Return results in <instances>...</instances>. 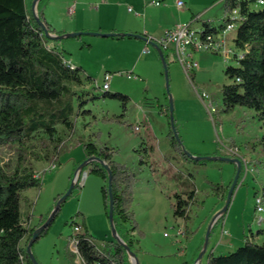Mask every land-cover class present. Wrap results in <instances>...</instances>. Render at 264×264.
Listing matches in <instances>:
<instances>
[{"label": "rangeland", "instance_id": "374dc122", "mask_svg": "<svg viewBox=\"0 0 264 264\" xmlns=\"http://www.w3.org/2000/svg\"><path fill=\"white\" fill-rule=\"evenodd\" d=\"M34 1L26 0L28 10H33ZM188 2L197 13H202L203 19L212 20L214 25L224 22V0ZM236 32H229L218 53L197 51L194 56L200 66L189 75L167 50L169 93L164 64L152 44H149L150 51L145 52V44L139 48L131 44L136 40L119 37L82 35L51 42L58 45L67 59L82 66L84 74L93 80L74 89L101 93L99 87L109 74V90L128 95L130 101L126 111L114 98L89 101L85 109L91 112L75 115L72 131L58 126L64 141L50 162L39 161L34 156V153L43 155L45 148L53 147L42 134L34 141V152L26 155L27 163L42 176L41 186L24 193L27 196L22 205L25 217L31 219L29 226L46 222L59 199L73 187L48 233L34 243V252L42 264H83L72 247L76 233L70 225L72 218L85 222L99 246L115 239L101 193L104 182L89 173V166L81 168L87 158L85 144L88 142L116 151L115 160L128 166L136 176L129 208L138 227L135 235L139 247L135 258L130 257L131 264H194L202 254L201 264H207L211 254H227L237 249L244 244L246 235L264 227V211L258 212L256 202L261 197L264 206V126L252 109L237 106L230 113L223 112L222 88L231 82L225 70L236 63L234 54L226 52L238 51L234 41ZM171 99L183 149L197 156L219 152L225 157L239 158L247 166L224 226L218 224L213 228L214 224L210 229L214 217L225 205L222 195L233 183L237 165L215 160L197 166L184 160L170 143ZM210 100L216 107L215 112L208 107ZM139 124L142 130L137 132L135 126ZM144 141L156 149L142 164L137 149ZM20 153L14 145L0 144V165L15 166ZM53 163L57 164L56 168L48 170ZM193 186L197 194L188 208L189 219L175 217V193H188ZM229 239L234 241V247H227Z\"/></svg>", "mask_w": 264, "mask_h": 264}, {"label": "trees", "instance_id": "16d2710c", "mask_svg": "<svg viewBox=\"0 0 264 264\" xmlns=\"http://www.w3.org/2000/svg\"><path fill=\"white\" fill-rule=\"evenodd\" d=\"M256 1L224 0L225 14L238 8L243 18L234 39L238 50L233 55L236 63L228 65L225 70L231 82L222 88V102L225 113L232 112L237 106L254 110L255 116L264 126V6L255 7ZM48 2L49 0H39L38 18L50 33L61 35L46 20L45 9ZM196 16L193 15L190 21ZM223 21L214 25L210 19H199L205 32L212 34L224 30V18ZM126 37L131 38H119ZM68 39L70 38L63 40ZM54 40L56 39L45 34L34 12L28 10L26 0H0V144L14 145L21 151L15 166L7 168L0 165V264H33L27 247L34 231L45 223L43 221L30 227L22 205L24 192L42 185V176L26 161V155L34 152L37 136L45 135L53 147L45 148L43 155L34 153V156L39 161L50 162L64 141L58 126L72 131L75 126L73 117L91 112L85 109L89 101L114 98L122 103L124 111L130 101L128 95L111 92L109 89L102 90L101 93L74 89L75 86L82 87L93 83V80L91 76L84 74L82 67H70L64 52L51 44ZM152 42L159 44L156 39L151 38L149 43ZM160 47L167 61V50L161 45ZM170 143L184 160L197 166L214 161L188 157L173 132ZM154 149L153 145L145 141L141 144L137 152L142 164L151 157ZM85 150L86 160L97 158L83 169L89 166V173L99 176L104 182L101 193L107 214L110 206L109 170L105 164L112 172L114 224L119 236L136 253L139 239L135 232L138 227L133 222V213L129 208L136 176L128 166L115 160L116 151L108 146L88 142ZM211 156L219 157L222 154L214 152ZM241 161L238 184L247 172V166ZM231 184L222 195L223 201L227 199ZM217 189H220V185H217ZM196 194L197 189L194 186L188 193H175V217L189 219L188 208ZM227 211L218 218L213 228L218 224L224 226ZM57 214L58 212L55 218ZM51 225L42 231L38 239L48 233ZM70 225H81L83 228L73 237L78 240V250L85 264H131L126 248L115 239L99 246L85 222L72 218ZM32 250L34 252L33 247ZM207 264H264V227L246 235L244 244L237 249L227 254H211Z\"/></svg>", "mask_w": 264, "mask_h": 264}, {"label": "crops", "instance_id": "0c3cea01", "mask_svg": "<svg viewBox=\"0 0 264 264\" xmlns=\"http://www.w3.org/2000/svg\"><path fill=\"white\" fill-rule=\"evenodd\" d=\"M153 1H161V5L157 6ZM185 2L186 7L179 9L174 0H49L45 17L57 33L127 32L141 34L158 41L168 29L176 24L189 22L193 15H201L203 19L202 13H197L196 8L189 4L188 0ZM72 4L75 5L73 10L70 9ZM70 15L72 17H69ZM197 24L202 25L199 21ZM228 34L229 32L224 31L218 33L224 40ZM124 40H136L131 44L139 48H143L144 44L145 47L149 46L148 41L136 37H126ZM54 45L59 49L57 44ZM28 219L31 223L30 217ZM226 245L234 247V241L229 239ZM202 255L195 262L199 261L201 264Z\"/></svg>", "mask_w": 264, "mask_h": 264}, {"label": "built area", "instance_id": "2783aa9c", "mask_svg": "<svg viewBox=\"0 0 264 264\" xmlns=\"http://www.w3.org/2000/svg\"><path fill=\"white\" fill-rule=\"evenodd\" d=\"M177 7L179 9H184L186 7L185 0H174ZM153 4L159 6L161 5V1H153ZM257 6H264V0H257ZM98 6V5H97ZM131 10V9H130ZM201 18V15H197L194 20L184 23L176 24L173 28L168 29L163 37L158 40V43L166 50L171 51L176 58L180 61L183 65L185 71L189 75L191 71H195L199 68V62L195 60L194 54L199 50H211L213 52H220L222 50L223 45L225 44V40L219 37L218 34H212L205 32L202 25L199 26L197 22ZM243 16L241 15L238 8L231 10L230 12L226 13L224 16L225 20V28L224 32H230L238 29L239 23L242 20ZM151 39V38H150ZM148 44L149 41H148ZM49 49L50 47L47 46ZM149 46L145 47V52H149ZM227 55L235 54L233 49L226 52ZM68 64L72 69L75 68V64L68 60ZM110 79L111 76L109 74L105 75L104 84L100 87L101 90H108L110 89ZM207 96V94H204ZM211 107V111L215 112L216 107L212 104L211 100L209 106ZM135 130L141 131L142 125H136ZM57 164L53 163L48 168V170H52L56 168ZM87 174V173H86ZM40 175V174H39ZM81 180L79 177L78 182ZM257 202V210L258 212L264 211L263 200L261 197L256 199ZM83 230L81 225L75 226L76 233L81 232ZM182 229L179 230V233H182ZM72 247L74 252L79 258V261L83 264L84 261L79 253L78 250V240L76 237L72 238ZM194 264H199V261L195 262Z\"/></svg>", "mask_w": 264, "mask_h": 264}, {"label": "water", "instance_id": "95a60500", "mask_svg": "<svg viewBox=\"0 0 264 264\" xmlns=\"http://www.w3.org/2000/svg\"><path fill=\"white\" fill-rule=\"evenodd\" d=\"M39 0H35L33 3V12L35 14V17L37 18L38 22L40 23V25L42 26V28L45 31V34L52 39H56V40H63L66 38H72V37H77V36H82V35H95V36H103V37H120V36H129V37H136L145 41H150V37L141 35V34H135V33H119V32H94V31H77V32H72V33H64L61 35H57L55 33H50L49 30L47 29L46 25L39 20L38 18V14H37V4H38ZM152 45L155 46V48L157 49V51L159 52L160 58L162 59V62L164 64L165 67V73H166V81H167V91L168 93L170 92V85H169V74H168V67H167V61L165 58V55L160 47L159 44L152 42L150 43ZM169 120H170V125H171V130L173 132V135L176 137L177 141L179 143H182L180 140V137L178 135V131L176 129V125H175V116H174V106H173V101L171 99L170 102V116H169ZM185 153L187 154L188 157L193 158V159H197V160H203V159H209V160H220V161H225V162H231V163H235L237 165V172L234 178V181L229 189L228 195H227V199L225 202V205L223 207V209L214 217L211 227L210 229L213 227V225L216 223V221L218 220V218L225 212L228 210L232 198H233V193L237 187L238 184V180H239V176H240V172H241V167H242V161L239 158H231V157H225V156H219V157H213V156H202V155H194L193 153H190L186 150H184ZM97 158H90L88 160L85 161V163L82 164L81 168H83L84 166L88 165L89 162H91L92 160H95ZM105 167L109 170V196H110V206H109V219L112 225V230H113V235L116 241H118L120 244H122L129 256L131 258H135V253L131 250V248L125 243V241L119 236L115 224H114V195H113V189H112V179H113V175L112 172L109 169V166L105 164ZM73 187H71V189L65 194L63 195V197H61V199H59V201L56 204L55 209L53 210V212L51 213L50 217L47 219V221L41 225L40 227H38L34 233L33 236L28 244L27 247V253L32 261L33 264H42L39 259L36 257L35 253L32 250V247L34 245V243L38 240L40 234L42 233L43 230H45L46 228H48L51 223L53 222L56 213L58 212L59 208L61 207L62 203L66 201V199L68 198V196L71 194ZM210 236V230L207 234V238H206V243L204 246V252L207 249V245H208V238Z\"/></svg>", "mask_w": 264, "mask_h": 264}]
</instances>
